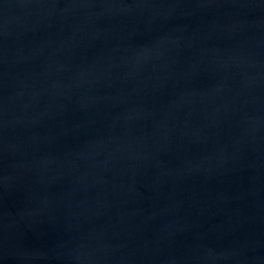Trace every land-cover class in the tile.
Listing matches in <instances>:
<instances>
[{"label":"water","instance_id":"95a60500","mask_svg":"<svg viewBox=\"0 0 264 264\" xmlns=\"http://www.w3.org/2000/svg\"><path fill=\"white\" fill-rule=\"evenodd\" d=\"M0 264H264V0H0Z\"/></svg>","mask_w":264,"mask_h":264}]
</instances>
